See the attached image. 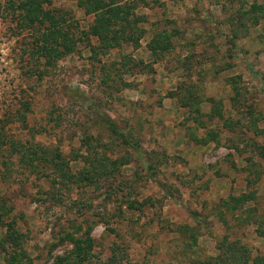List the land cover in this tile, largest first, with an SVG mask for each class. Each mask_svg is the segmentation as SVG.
Instances as JSON below:
<instances>
[{
	"label": "rangeland",
	"instance_id": "1",
	"mask_svg": "<svg viewBox=\"0 0 264 264\" xmlns=\"http://www.w3.org/2000/svg\"><path fill=\"white\" fill-rule=\"evenodd\" d=\"M20 1L0 0V14ZM42 1L67 19L73 51L45 69L35 31L0 15V128L8 144L58 152L75 177L0 156V214L25 236L22 264H238L232 244L263 257L264 0H115L139 18L121 34L139 40L114 48L87 33L96 14L78 0ZM157 33L170 43L160 56L147 47ZM99 163L108 171L91 177ZM67 235L91 240L89 259Z\"/></svg>",
	"mask_w": 264,
	"mask_h": 264
},
{
	"label": "trees",
	"instance_id": "2",
	"mask_svg": "<svg viewBox=\"0 0 264 264\" xmlns=\"http://www.w3.org/2000/svg\"><path fill=\"white\" fill-rule=\"evenodd\" d=\"M46 1L42 0H22L17 3L15 6L11 3L9 12L11 14H0L1 17H10L16 22V25L21 30H29L32 31L34 36V42L32 47V52L36 55V58L41 59L43 66L46 68L51 67L56 61L69 54L73 51V45L75 39L73 36H68V31L63 30V24L67 22L65 16H57L54 17L52 14H56V12H52L50 10H46L44 5ZM78 4L87 9L88 12H93L96 14L94 24L89 28L88 34L90 36L97 37L101 40L102 44L106 48H114L119 45V40L123 39L129 40L137 44L139 38L132 40L131 37L124 36L121 33L126 30V28L135 29L136 23H138L139 18L136 17L133 19V22L128 19V5H119L115 2V0H78ZM58 12V11H57ZM124 24L123 28L119 29L120 33L117 35V31L113 30V27L119 25L120 23ZM255 24L258 23V20L254 21ZM78 29L75 24L68 23V29ZM139 37V36H138ZM148 49L150 50L152 55L160 56L165 51L170 48V43L167 41L166 36L161 33L154 34L147 44ZM46 70H34V74L39 78H42L45 74ZM103 121L105 126L110 130L112 134H119L122 141L130 144L131 148L137 150V147L134 143L127 138V135L120 133L119 129L113 123V121L108 117L104 116ZM2 127L0 128V156H5L4 150L8 152V156L17 155L20 157V161H23L28 164L29 167L35 169L34 159L37 158L45 160L48 163L52 164L53 171L57 173L60 179H71L75 177L67 173L64 168V162L61 161V155L53 151L51 152L48 148H43L40 145H37L33 142H25V143H9L5 142V138L2 134ZM6 145H8L6 147ZM33 157V158H32ZM111 166H115L117 164V160H111ZM102 166V168H98ZM95 168V169H94ZM94 169L91 177L97 175V173L101 169V173H106L108 168L105 164H98V166L93 167ZM91 170V171H92ZM88 170H83L79 172V175L82 176L83 179L87 180L90 177L86 173ZM3 210V205H0V212ZM2 217L0 214V225L5 224L2 221ZM196 220V218H194ZM8 228V232L6 235L7 241L10 243L11 251L7 252L5 256L6 264H22L23 259L25 258V252L22 249V239L25 237L22 233L18 232L14 226L15 222L11 221L8 224H5ZM67 239L73 244L74 250L76 252L77 258L79 261H84L89 259V253L91 248V240L88 237L84 239H76L72 235H67ZM227 250H232L234 253L235 260L238 261V264H248L249 262L252 264H264V256L257 257L255 259L249 260V256L245 254L241 248H237L235 246L229 245L226 246ZM213 264H224V259L222 257L216 260V263Z\"/></svg>",
	"mask_w": 264,
	"mask_h": 264
}]
</instances>
